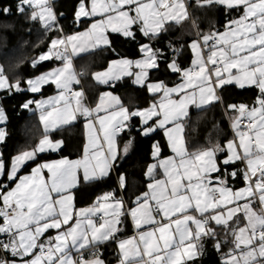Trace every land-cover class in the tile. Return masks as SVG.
<instances>
[{
  "label": "snow or ice",
  "instance_id": "obj_1",
  "mask_svg": "<svg viewBox=\"0 0 264 264\" xmlns=\"http://www.w3.org/2000/svg\"><path fill=\"white\" fill-rule=\"evenodd\" d=\"M197 5H220L229 10L243 8V15L229 21L224 33H197L199 39L190 43L195 54L193 67L182 69L175 59L168 64L172 72L182 74V82L173 87L163 81L149 80L150 71L157 70L160 59L165 56L164 50L154 47L153 42L167 31L165 25L169 20L179 23L188 17L184 0H91L90 6L88 0H80L75 12L77 21L98 15L104 18L92 23L84 33L52 38L47 50L31 62L35 68L55 59L62 62V67L15 81H9L0 67V91L39 93L47 84H54L60 90L58 97L29 100L22 105L24 109L34 111L30 105L35 104L39 110L43 137L38 144L19 152L10 162H6L0 153V219L3 221L0 223V264H104L98 246L116 239L122 215H129L137 230L144 225L159 226L140 232L138 240L119 241L120 264H186V260L204 254L205 241L209 239L218 252L224 244L233 245L223 254V264H264V0H197ZM26 9H31L29 19L41 22L45 31H62L52 0H18L16 11L24 14ZM0 11L7 15L11 9L5 7ZM109 29L133 41H136L138 31L148 42L139 44L140 59H123L115 71L110 66L108 71L95 73L96 81L111 86L124 76L132 77L133 84L146 87L150 93L162 92L167 106L163 102L159 106L153 103L147 109L129 111L120 104L118 97L113 96L111 100L118 108L110 104L108 108L98 105L91 109L80 105L79 100L74 111L55 108L58 100H65L64 94L71 90V85L79 83L73 58L101 45L110 47L106 35ZM84 37L88 38L91 48L85 45ZM169 46L174 56L182 51L171 42ZM206 48L209 54L205 59ZM228 84L240 88L255 85L260 92L256 104L251 107L228 105L229 109L239 113L232 122L238 143L229 140L226 147L215 144L188 152L181 133L184 130L182 121L189 115V105L201 109L220 101L217 89ZM172 94L179 99L171 100ZM74 96L80 98L82 93L75 92ZM65 103L69 101L65 100ZM101 110L109 113L99 118L106 150L96 146L93 139L96 150L91 154L86 150L82 160L41 163L29 175H19L41 153L61 148L62 140L50 138L53 131L76 120L77 112L91 128ZM134 118H140L138 130L143 136L157 128L165 129L175 157L149 166L146 175L154 182L148 185V191L137 197V207L130 212L122 211V198L117 199L114 192L107 193L100 198L104 203L79 210L75 223L69 225L73 219L70 211L74 204L72 189L81 181L78 170H83L85 183L107 178L118 158L117 138L132 131ZM5 119V111L0 106V123ZM168 124L173 127L166 128ZM6 136L7 132L0 127V143ZM133 140L134 137H130L124 145L125 155ZM154 147L155 156L159 145ZM224 152L226 156L221 161L218 154ZM238 164L244 167L240 168ZM157 167L163 169L166 179H155ZM45 169L50 174L49 179L44 178ZM236 179L242 180L244 187L234 189L230 186L229 181ZM118 182L123 188L125 177L121 175ZM109 200L114 201L111 213L107 211ZM257 200L262 206L259 213L252 207ZM153 201L155 207L151 206ZM98 213L113 218L104 219L97 225L93 217ZM239 213L247 221L242 227L239 226ZM161 214L162 219L157 221L156 217ZM217 228L222 229L223 238ZM49 229L57 230V235L42 240ZM72 249L78 253L75 258L71 255ZM86 251L92 258L85 259Z\"/></svg>",
  "mask_w": 264,
  "mask_h": 264
},
{
  "label": "trees",
  "instance_id": "obj_2",
  "mask_svg": "<svg viewBox=\"0 0 264 264\" xmlns=\"http://www.w3.org/2000/svg\"><path fill=\"white\" fill-rule=\"evenodd\" d=\"M79 2L80 0H56L54 7L58 17V26L62 31H45L41 22L29 19L31 9H26L24 14L16 11L18 0H0V10L5 7L11 9L7 15L0 11V66L3 67L4 72L10 76L12 81L18 78L26 80L55 67L61 62L53 59L42 62L35 68L31 66L32 60L47 50L53 37L73 32L79 28L75 18ZM191 10L194 21L189 16L187 21L181 23H167L165 25L167 31L153 42L154 47L164 50L165 56L160 59L159 68L151 71L150 79L164 80L168 84L178 81L180 74L174 73L168 68L169 62L176 59L179 67L183 69L190 67L193 58L190 43L197 38V33L219 32L226 28L229 21L238 18L243 12V8L229 10L220 5L200 7L197 5V0L191 1ZM111 40L112 45L110 47L96 50L87 55L89 57L87 63L91 65L88 71L84 69L86 67H83L85 64H81L82 79L84 78L82 83L91 103L94 102L95 96L99 92L107 88L94 82L93 73L106 68L112 58L140 56L139 44L148 42L138 31L136 41L126 39L119 34H112ZM169 42L175 48L182 49L177 56L173 55ZM79 58L76 60L77 63ZM113 88L119 92L130 110L151 105L158 99L159 95L150 93L146 87L134 85L130 77L118 81ZM50 90L52 88L47 86L39 94L0 92V106L3 107L8 116L6 124L8 135L1 144L3 158L6 162H10L17 152L35 146L43 135L35 113L24 109L22 105L31 99L46 95ZM220 91L225 108L230 104L242 103L251 106L256 104L257 97L260 95L256 86L238 88L235 85H227ZM225 108L220 102H216L205 109L191 112L186 123L185 134L190 152L205 149L215 144L224 145L231 138ZM135 121V118L131 121L134 126L132 131L125 134V139L134 137L131 152L115 166V171L109 177L100 182L82 184L77 189L76 203L78 206L92 204L99 195L107 190L119 192L118 179L121 175L125 177L126 183L123 194L129 205H132L136 198L147 190L149 180L146 177V170L147 166L154 160V145H159L161 155L168 154L169 150L161 130L143 136L140 134L139 125ZM52 135L64 138L65 146L63 149L58 153L38 156L34 162H29L22 169V172L28 171L34 163L43 159L64 155L71 157L81 155L84 138L80 122L53 131ZM213 243L212 240H206L204 254L189 264H223L221 251L214 250Z\"/></svg>",
  "mask_w": 264,
  "mask_h": 264
},
{
  "label": "crops",
  "instance_id": "obj_3",
  "mask_svg": "<svg viewBox=\"0 0 264 264\" xmlns=\"http://www.w3.org/2000/svg\"><path fill=\"white\" fill-rule=\"evenodd\" d=\"M185 3V2H184ZM186 5V4H185ZM186 7V6H185ZM54 11H55V7H54ZM55 13H56V11H55ZM188 15H189V13H188ZM243 15V12H242V14L239 16V17H241ZM56 16H57V14H56ZM239 17L238 18H236V19H239ZM96 18H101V16H96L95 18H92L91 17V19H96ZM236 19H234V20H236ZM57 20H58V17H57ZM188 20V18H186V19H184V20H181L179 23H181V22H183V21H187ZM167 23H176V22H174V21H171V20H169ZM166 23V24H167ZM226 31V28L225 29H223V30H220L219 31V33H224ZM112 34H119V33H113V32H111L110 31V29L107 31V33H106V35L108 36V39L110 40V46L112 45V40H111V36H112ZM119 35H121V34H119ZM196 39H199V37H198V35H197V38H195L194 40H196ZM84 43H85V45L86 46H88L89 48H91V45H90V43H89V41H84ZM147 43V42H146ZM109 46H105V45H101L100 47H98V48H95V49H92V50H90V51H88V52H85V53H80L79 55H77V56H75L74 58H73V69H74V71L78 74L79 72H80V70L79 69H77L76 68V66H75V62L77 63V61H76V57H80V56H82L83 54H88V53H90V52H93V51H95V50H97V49H103V48H108ZM193 52V51H192ZM141 56H142V54L140 55V56H138V57H135V58H132V57H129V56H118V57H115V58H112L110 61H109V63H108V65H107V67L104 69V70H102V71H99V72H96V73H100V72H105V71H108L109 70V68H110V66L112 67V69H113V71H115L116 70V68H117V66H118V62L119 61H121V60H123V59H129V60H132V61H135V60H138V59H140L141 58ZM195 58V54L193 53V58H192V61H193V59ZM75 60V61H74ZM176 60V59H175ZM177 62V61H176ZM84 63V62H83ZM178 64V63H177ZM179 65V64H178ZM56 66H58V67H62L63 65H62V62H60L58 65H56ZM55 66V68H53V69H56V68H58V67H56ZM193 67V64H192V62H191V65H190V67H188V68H192ZM183 69V68H182ZM184 69H186V68H184ZM133 71H136V69H132ZM152 71V70H151ZM151 71H150V74H151ZM236 70L235 69H233V72H235ZM95 74V73H94ZM117 75H120V73L119 72H117L116 73ZM227 75V74H226ZM79 76V75H78ZM78 76H77V78H78ZM34 77V76H33ZM124 78H127V76H124L122 79H124ZM131 79H132V82H133V78L132 77H130ZM93 79H94V82L95 83H97V84H99V85H101V86H105V87H107L105 90H103V91H101V92H99V94L97 95V96H95V99H94V102H90V99H89V96H88V94H87V92H86V89H85V87L83 86V83L81 84L80 83V81H79V83H78V86H77V89H76V91L75 92H81L82 93V96L80 97V98H76L74 95H73V99L71 98V97H69L68 96V92L67 93H65L64 95H65V100H67V101H69V103H65V100H58L57 102H56V104H55V108L56 109H64V108H67L68 109V111H74L77 107H78V104H77V100H79V104L80 105H83V106H86V107H88V108H91V109H96L97 108V106L98 105H101V107L102 108H108V106L111 104V105H113L114 107H117L118 108V106H115V104H114V101H112L111 100V97H113V96H115V97H118L119 98V101H120V104L121 105H123V107L124 108H126V109H128L129 111H134V110H137V109H147L149 106H147V107H143V108H136V109H134V110H130L129 108H128V106L124 103V101H123V99H122V97H121V95L119 94V92L118 91H116L114 88H113V86L118 82V81H120V80H122V79H120V80H118V81H115L114 83H111V86L110 85H106V84H101V83H99V82H97L96 81V79L94 78V75H93ZM78 80H79V78H78ZM149 80L151 81V82H157V81H163V82H165L164 80H153V79H150V75H149ZM81 82H82V80H81ZM182 82V74H180V76H179V80L178 81H176L175 83H173V84H168V83H166L167 85H168V87H173V86H175V85H177V84H179V83H181ZM76 83H74V84H72L71 85V89H72V86H74ZM54 84H47V85H44L43 87H42V90H41V92L43 91V89L45 88V87H47V86H50L51 88H52V90H50L46 95H42V96H40V97H38V98H36V99H31V100H36V101H40V100H48L49 98H54V97H58L59 95H60V90H58V89H55V87L53 86ZM135 85V84H134ZM228 85H235V86H237L236 84H228ZM136 86H138V85H136ZM225 86H227V85H225ZM224 86V87H225ZM252 86H255V85H246L244 88H247V87H252ZM238 88H240L239 86H237ZM54 89V90H53ZM222 89V88H221ZM221 89H217V95L218 96H220L221 97V99H220V101H217V102H220L221 104H222V106L225 108V106H224V101H223V98H222V95H221ZM55 91H56V93H55ZM41 92H39V93H41ZM39 93H36V94H39ZM152 94H154V93H152ZM155 94H159L158 95V99L155 101V102H153V103H156L158 106L160 105V103L161 102H163V104L165 105V106H167L168 105V101L167 100H164L163 99V93L161 92V93H155ZM102 97H103V101H102ZM170 99L171 100H173V101H175V100H178L179 99V96H177L176 94H172L171 95V97H170ZM152 103V104H153ZM214 103H216V102H214ZM213 103V104H214ZM151 104V105H152ZM242 104H244V103H242ZM212 105V104H211ZM230 105H232V104H230ZM234 105H237V106H239L240 104H234ZM244 105H247V104H244ZM253 105H255V104H252L251 106H253ZM210 106V105H209ZM209 106H207V107H209ZM247 106H249V105H247ZM251 106H249V107H251ZM206 107V108H207ZM30 108L31 109H33L34 111H31V110H28L29 112H31V113H35V117H36V119H37V122L39 123V126H40V128H41V131H43V125H42V123H41V121H40V119H39V110L38 109H36V105L35 104H32V105H30ZM202 109H205V108H201V109H198V108H196L195 106H193V105H189V107H188V112H189V115L191 114V112L193 111V110H202ZM112 109H109V111H111ZM5 111V110H4ZM5 114H6V119H5V121H4V123L2 124V126L4 127V129H5V131L7 132V135H8V130H7V121H8V116H7V113L5 112ZM109 113L108 112H106V111H103V110H101V111H99L97 114H96V116H95V118H94V121H93V126L91 127V128H89V127H87L86 125H87V121L85 120V118L84 117H82V116H80L79 115V113L77 112L76 113V116H77V118H76V120H74V121H72L70 124H68V125H64V126H62V128H64V127H67V126H70V125H72V124H75V123H77V122H80L81 123V126H82V134H83V138H84V142H83V151H82V153H81V155H79L78 157H71V156H67V155H64V156H58V157H53V158H48V159H43L42 161H38V162H36V163H34L31 167H30V169L28 170V171H26V172H22V170H21V172L19 173V175H21V176H23V175H29L30 173H31V171H32V169L37 165V164H41V163H49V164H55V163H57V162H59V161H61V160H68V161H77V160H82L84 157H85V155H86V150H87V153L88 154H91V153H93L95 150H96V147L95 146H93V143H92V141H93V139H95V143H96V146H102L105 150L107 149V143L105 142V140H104V130H103V128L101 127V125H100V123H99V118H101V117H105V116H107ZM189 115H188V117H186V118H184V121H182V123L184 124V130H183V132L181 133V135L183 136V139H184V142H185V147H186V149L188 150V152H190V150H189V147H188V145H187V139H186V123H187V120H188V118H189ZM225 115H226V117H227V121H228V125H229V129H230V131H231V138L229 139V140H236V142L238 143V138L236 137V135H235V132H233L232 131V129H231V127H232V122H233V118H235V117H237L238 115H239V113L237 112V111H234V110H231V109H229L228 107L227 108H225ZM161 118H162V116H161ZM136 119V121L135 122H137V124L138 125H140V123H141V120H140V118H135ZM133 123V122H132ZM171 127H173V125L172 124H168V125H166V128H171ZM61 129V128H60ZM58 130V129H57ZM157 130H161L162 132H163V134H164V136H165V139H166V142H167V145H168V150H169V153L168 154H166V155H161V149H160V147H159V152H158V155H155L154 156V152L156 151V149H155V147H153V158H154V160L147 166V169L149 168V166H151V165H153V164H158L159 163V161H162V160H166V159H168V158H170V157H175V153L172 151V148H171V146H170V143H169V140H168V137H167V135H166V133H165V129H160V128H157ZM156 130V131H157ZM56 131V130H55ZM128 132H125V133H123L120 137H118L117 138V148H118V158H117V160H116V162H115V166L122 160V159H124L130 152H131V150H132V148H133V142H132V145H131V147H130V149L128 150V152H127V154L125 155L124 154V152H123V149H124V145L129 141V139H125V134H127ZM150 135V134H149ZM7 137V136H6ZM43 137V135L41 136V138ZM40 138V139H41ZM52 140H62L63 141V143H62V146H61V148L59 149V150H57V151H47V152H44V153H41L39 156H41V155H43V154H47V153H58V152H60L62 149H63V147L65 146V140H64V138H62V137H55V136H53L52 134H51V137H50ZM39 139V140H40ZM229 140H227V141H229ZM227 141H226V143H227ZM38 142L39 141H37V143L36 144H38ZM226 143L224 144V145H221V144H219V145H221L222 147H226ZM1 144L2 143H0V153H2V148H1ZM35 144V145H36ZM156 145V144H155ZM154 145V146H155ZM33 147H35V146H33ZM31 148V147H30ZM29 149V148H28ZM24 150H26V149H24ZM23 151V150H22ZM242 151V150H241ZM19 152H21V151H19ZM19 152H17L16 154H18ZM15 154V155H16ZM14 155V156H15ZM225 156H226V152H224V153H219L218 154V159L219 160H223L224 158H225ZM38 158V157H37ZM115 166H114V168H113V170L111 171V173H110V175L115 171ZM238 167H240V168H243L244 167V165L243 164H238ZM82 169H79L78 170V176H80L81 177V181H80V183L78 184V186L76 187V188H74V189H72V192L74 193V204H73V207L70 209V211H72V213H73V219L72 220H70L69 221V225H72V224H74L75 223V220H76V212H78L79 210H81V209H89V208H92V207H94V206H98V202L99 203H104V201H102L100 198L101 197H103L105 194H107V193H112V192H114L115 193V195H116V198L117 199H123V201H124V206H123V209H122V211L123 212H130V210L132 209V208H134V207H137V205L135 204V201H134V203L132 204V205H129L128 203H127V201H126V198H125V196H124V194H123V188H121V186H120V184H119V192H117L116 190H107V191H105V192H103L101 195H99V197L92 203V204H90V205H85V206H78L77 205V203H76V191H77V189L82 185V184H86L85 182H83V180H82ZM229 171H231V168H229ZM146 173H147V170H146ZM43 175H44V178L45 179H49V177H50V174L48 173V171L45 169L44 170V173H43ZM109 175V176H110ZM108 176V177H109ZM154 176H155V179H166V177H165V175H164V171H163V169L162 168H159V167H157L156 168V170H155V172H154ZM146 177H147V179L149 180V182H148V185L150 184V183H153L154 181L151 179V178H149L147 175H146ZM118 181H119V179H118ZM229 184H230V186H232L234 189H239V188H241V187H244V182L242 181V180H240V179H236V180H234V181H232V180H230L229 181ZM11 186H14V185H10V187ZM169 188H170V185H169ZM149 189H148V187H147V190L146 191H148ZM145 191V192H146ZM140 196H142V195H140ZM140 196H138V197H140ZM137 199V198H136ZM109 205H110V207L107 209V211L109 212V213H111L112 212V207H111V205H113L114 204V201H111V200H109L108 202H107ZM240 203H244V201H241ZM151 206L152 207H155V202L153 201V202H151ZM252 207H253V210L254 211H256L257 212V209H256V207H257V205H256V202H254L253 203V205H252ZM258 213V212H257ZM100 215H102V218H100ZM240 217H241V222H240V225L239 226H244L246 223H247V221L246 220H244L243 219V214L242 213H239L238 214ZM110 218H113V217H111V216H109V217H104L103 216V214L102 213H98L96 216H94L93 217V219L96 221V223H97V225H99L100 223H103V221H104V219H110ZM120 219H121V223L119 224V225H117V228L119 229V231L117 232V234H116V239L115 240H110L109 242H106V243H104V244H101V245H99L98 246V252H99V254H100V259H102L103 261H104V264H120V260H121V258H122V255H121V251H120V249H119V247H118V243H119V241H122V240H129V239H133V238H135L136 240H138V238H139V234H140V232H142V231H149V230H152V229H154V228H156V227H158L159 225L158 224H150V225H144L140 230H137L135 227H134V225H133V221H132V219H131V217L129 216V215H122L121 217H120ZM156 219H157V221H160L161 219H162V214H161V216H157L156 217ZM173 219H175V217H173ZM3 221L1 220V223H2ZM163 222H167V220H164ZM65 227V229L68 227V225H66V226H64ZM217 231L218 232H220L221 233V238H223V231H222V229H220V228H217ZM135 232H137V233H135ZM57 235V230H55V229H49L45 234H44V236L41 238L42 240H47L49 237H55ZM210 240V239H209ZM229 240H231V237H229ZM231 247H233V245L232 244H224L223 245V247H222V249H221V255H222V263H223V254L224 253H227L228 251H229V249L231 248ZM71 255L75 258V257H77V255H78V253L74 250V249H72L71 250ZM84 257H85V259H90V258H92L91 257V255H90V253L89 252H85L84 253ZM199 257V256H198ZM198 257H196L195 259H197ZM195 259H193V260H195ZM193 260H191V261H193ZM191 261H187L186 260V264H189Z\"/></svg>",
  "mask_w": 264,
  "mask_h": 264
},
{
  "label": "rangeland",
  "instance_id": "obj_4",
  "mask_svg": "<svg viewBox=\"0 0 264 264\" xmlns=\"http://www.w3.org/2000/svg\"><path fill=\"white\" fill-rule=\"evenodd\" d=\"M56 0H52V3H53V8H54V2H55ZM90 3H91V0H89V2H88V4H89V6H90ZM79 5V4H78ZM186 6V5H185ZM77 8H78V6H77ZM186 9H187V7H186ZM37 11H39V9H36ZM187 13H188V9H187ZM189 16L190 15H188V17L187 18H189ZM104 17H102L101 16V18H96V19H91V17H87V18H84V17H82L81 19H80V21H77V26H79V28L78 29H76V30H74L73 32H70V33H66V34H62V35H57V36H55V37H61V36H68V35H75V34H80V33H84V32H86V31H88L89 29H90V27H91V24L92 23H96V22H99L101 19H103ZM84 20V22H82ZM86 21V22H85ZM88 21V22H87ZM55 37H53V38H55ZM83 41H88V38L87 37H84L83 38ZM97 50H99V49H97ZM96 51V50H95ZM45 52V51H44ZM94 52V51H93ZM41 53H43V52H41ZM40 53V54H41ZM91 53V52H90ZM90 53H88V54H90ZM88 54H83L80 58L79 57H76L75 59L77 60V58H79V60H78V63H76L75 62V66H76V68L77 69H79L80 71H82V68H81V64H85V65H83V67H86V68H84V69H87V71L90 69V67H91V65H89L88 63H87V61H88ZM75 61V60H74ZM84 62V63H83ZM0 67H2V66H0ZM56 67H58V66H56ZM53 68H55V67H53ZM53 68H51V69H48V70H46V71H43V72H41V73H44V72H48V71H50V70H54ZM105 69V68H104ZM104 69H101V70H97V71H95L94 73H96V72H99V71H102V70H104ZM186 69H189V68H186ZM41 73H39V74H41ZM94 73H93V75H94ZM4 74L8 77V79H9V81H12L11 79H10V76L7 74V73H5L4 72ZM38 74V75H39ZM38 75H36V76H38ZM36 76H34V77H36ZM30 78H32V77H30ZM78 78H79V81L81 82V80H83L82 78H80L79 76H78ZM77 78V79H78ZM28 79V78H27ZM77 86H78V84H76ZM54 86V85H53ZM55 87V86H54ZM72 87H74V86H72ZM55 89H57L56 87H55ZM1 92V91H0ZM55 93H56V91H55ZM5 116H6V114H5ZM4 123V122H3ZM3 123H0V127H2V128H4L3 126H2V124ZM256 209H257V212L259 213L260 212V210H259V208H257L256 207Z\"/></svg>",
  "mask_w": 264,
  "mask_h": 264
},
{
  "label": "built area",
  "instance_id": "obj_5",
  "mask_svg": "<svg viewBox=\"0 0 264 264\" xmlns=\"http://www.w3.org/2000/svg\"><path fill=\"white\" fill-rule=\"evenodd\" d=\"M191 1H192V0H184V2H185V4H186V7H187V9H188V13H189V15H190L192 21H194V20H193V15H192V10H191ZM209 43H211V41H210ZM208 54H209V49H207V48L204 49L203 55H204L205 59L207 58ZM209 67H211V65H209ZM78 75H79L80 78H82V76H83V72L80 71V72L78 73ZM80 83L82 84V82H80ZM76 89H77V85L75 84L74 87H72V89L68 92V96L71 97L72 99H73V95H74ZM244 123H247V121L244 120ZM231 129H232V127H231ZM232 131H233V129H232ZM233 132H234V131H233ZM256 205H257V208H259V210L261 211V207H262V206L259 204L258 200L256 201ZM100 218H102V215H100ZM0 220H2V219H0ZM135 233H137V232H135ZM0 238H2V237H0Z\"/></svg>",
  "mask_w": 264,
  "mask_h": 264
}]
</instances>
